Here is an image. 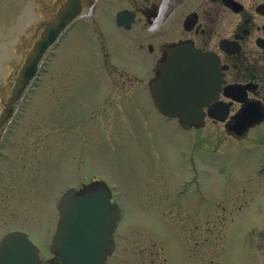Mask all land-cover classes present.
Wrapping results in <instances>:
<instances>
[{
	"label": "rangeland",
	"instance_id": "1",
	"mask_svg": "<svg viewBox=\"0 0 264 264\" xmlns=\"http://www.w3.org/2000/svg\"><path fill=\"white\" fill-rule=\"evenodd\" d=\"M94 25L83 21L59 39L2 130L0 239L24 230L42 264H62L50 251L56 203L66 188L98 178L122 209L106 264H264V131L234 140L222 123L182 128L152 101L145 26L125 32L106 22L107 68ZM34 26L13 44L0 99L33 46Z\"/></svg>",
	"mask_w": 264,
	"mask_h": 264
},
{
	"label": "water",
	"instance_id": "2",
	"mask_svg": "<svg viewBox=\"0 0 264 264\" xmlns=\"http://www.w3.org/2000/svg\"><path fill=\"white\" fill-rule=\"evenodd\" d=\"M235 4L237 2L231 1L230 5L236 7ZM79 7V0H69L54 20L45 22L41 37L28 52L11 95L4 103L0 128L12 115L14 103L37 74L45 51L78 14ZM118 17L119 24L130 27L133 17L127 10L119 12ZM166 50L168 59L158 65L163 75L150 83L154 102L165 114L180 115L184 127L198 125L206 114L200 106L215 99L223 81L219 58L190 46ZM228 111L229 108H212L209 115L225 121ZM262 119L259 108H245L234 115L227 127L241 135ZM59 209L60 219L51 250L60 256L63 264H105L109 251L114 248L113 231L121 217L120 207L111 203L109 190L100 186L79 194L70 188L61 197ZM0 264H41L39 248L25 232H10L0 241Z\"/></svg>",
	"mask_w": 264,
	"mask_h": 264
},
{
	"label": "flooded vegetation",
	"instance_id": "3",
	"mask_svg": "<svg viewBox=\"0 0 264 264\" xmlns=\"http://www.w3.org/2000/svg\"><path fill=\"white\" fill-rule=\"evenodd\" d=\"M69 0H45L36 5L44 16L36 12L33 35L40 36L45 20L57 16L60 7ZM185 0H79V17L70 25L64 35L83 21L92 20L98 35L100 46L107 68L110 53L106 46L105 32L101 29L107 21L117 24V14L128 11L132 16L131 25L119 26L125 32H134L141 23L144 32V42L148 53L154 60L150 68V80L159 79L162 70L156 69L157 63L164 64L168 59L167 48L190 46L203 53H211L219 58V70L222 80L214 100L203 104L206 115L201 126L208 123H222L226 135L234 140L247 138L253 131H264V119L250 126L245 133L237 135L227 129V122L245 108H259L264 116V0L246 3L244 0H206L188 10L183 7ZM231 1L237 2L236 7ZM233 17V24H229ZM126 20V19H124ZM127 35V33H126ZM128 36V35H127ZM106 65V66H107ZM115 76V73H109ZM129 79L131 76L125 74ZM134 78H137L134 76ZM228 91V92H227ZM212 108H229L228 120L221 122L209 115ZM181 123L180 116L175 117ZM0 130V146L3 138ZM260 131V132H261ZM257 134H261V133ZM264 134V132H263ZM94 178L92 182L83 183L79 191L86 192L104 185L103 181ZM113 196V194H112Z\"/></svg>",
	"mask_w": 264,
	"mask_h": 264
},
{
	"label": "bare ground",
	"instance_id": "4",
	"mask_svg": "<svg viewBox=\"0 0 264 264\" xmlns=\"http://www.w3.org/2000/svg\"><path fill=\"white\" fill-rule=\"evenodd\" d=\"M26 2L0 0V81L10 70L7 61L16 56L13 44L20 41V35L25 34L35 17L34 4Z\"/></svg>",
	"mask_w": 264,
	"mask_h": 264
}]
</instances>
